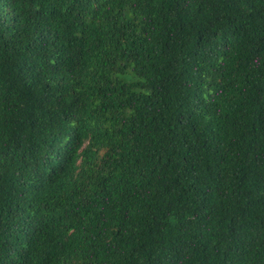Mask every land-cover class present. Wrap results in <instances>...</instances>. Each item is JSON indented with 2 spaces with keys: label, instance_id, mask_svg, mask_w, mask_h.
Masks as SVG:
<instances>
[{
  "label": "trees",
  "instance_id": "obj_1",
  "mask_svg": "<svg viewBox=\"0 0 264 264\" xmlns=\"http://www.w3.org/2000/svg\"><path fill=\"white\" fill-rule=\"evenodd\" d=\"M0 264H264V0H0Z\"/></svg>",
  "mask_w": 264,
  "mask_h": 264
}]
</instances>
